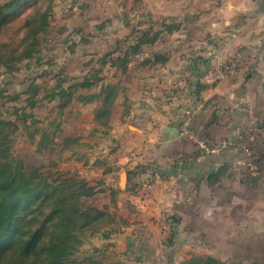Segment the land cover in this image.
<instances>
[{"label": "rangeland", "instance_id": "1", "mask_svg": "<svg viewBox=\"0 0 264 264\" xmlns=\"http://www.w3.org/2000/svg\"><path fill=\"white\" fill-rule=\"evenodd\" d=\"M229 1L31 0L20 10L19 18L2 31L0 40L8 43V48H19L26 19L39 12L47 14L49 24L40 34L34 56L9 65L0 63V119L19 125L11 135L12 152L24 161L28 171L39 167L51 178L78 174L98 190L95 196H81V205L109 207L113 220L101 223L96 233L89 231L75 254L82 264L148 263L152 258L143 240L155 237V229L141 225L143 217L132 193L127 192L128 182L120 184V174L126 170L132 176L141 158L144 162L155 160V150L140 145L144 136L137 132L135 123L141 124V129H147V124L128 113L135 96L155 87V64L146 61L155 53V45L163 55L168 54L165 46L172 38L164 26L170 24L176 30L188 26L209 33L217 22V28L232 30L243 20L237 6ZM262 1L256 0L255 9ZM192 11L193 17L187 18ZM228 17L227 26L222 19ZM244 23L264 31L257 18ZM161 31L163 35L155 44L145 45L132 57L126 71L113 64L112 57L124 55L144 32L152 36ZM229 63L243 79L255 72L241 62L231 59ZM108 84L118 85L120 93L112 116L99 122L96 112L103 97L85 102L81 95H98ZM145 134V140L155 139L152 132ZM166 232L170 242L174 229ZM109 238L114 240L107 242ZM253 241L236 244L238 254L226 253L225 260L209 244L204 246L210 252L193 251L192 255H211L226 264H264V236L253 237ZM190 257L169 262L179 264Z\"/></svg>", "mask_w": 264, "mask_h": 264}, {"label": "crops", "instance_id": "2", "mask_svg": "<svg viewBox=\"0 0 264 264\" xmlns=\"http://www.w3.org/2000/svg\"><path fill=\"white\" fill-rule=\"evenodd\" d=\"M255 2H228L242 14L237 28L223 31L213 22L209 33L188 26L175 30L169 33L167 55L155 45L163 58L155 60V87L135 96L128 113L147 124L141 129L135 123L144 136L140 145L155 150V160L141 158L127 177L141 225L155 229V237L143 240L152 258L136 264H171L193 251L210 252L208 244L225 260L226 253L238 254L236 244L264 236V31L244 23L257 18L264 25V12L255 9ZM222 20L230 24L229 17ZM231 59L255 72L241 78L228 66ZM188 116L208 140L223 143L221 151L200 155L182 136ZM145 132L155 139L145 140ZM251 160L259 165L258 175ZM172 229L173 240L167 242L166 230Z\"/></svg>", "mask_w": 264, "mask_h": 264}, {"label": "trees", "instance_id": "3", "mask_svg": "<svg viewBox=\"0 0 264 264\" xmlns=\"http://www.w3.org/2000/svg\"><path fill=\"white\" fill-rule=\"evenodd\" d=\"M29 1L7 0L0 3V36L19 18L20 10ZM38 14L25 21L21 50L20 47L8 48L10 45L0 40L1 64L9 65L13 61L31 58L37 52L41 43L40 34L49 24L46 13ZM164 28L168 33L176 30L170 24ZM162 35V31L152 36L144 32L124 55L114 57L111 54L113 64L126 71L132 57L145 45L155 44ZM158 59L163 58L154 53L146 62L155 64ZM119 93L118 85L108 84L100 94L81 95V100L93 102L103 97L102 105L96 112V120L101 122L112 116ZM18 128L15 121L0 119V264H82L83 260L75 254L89 231L94 233L101 223L113 220L109 207L81 205V196H95L98 190L95 184L78 174L51 178L39 167L28 171L24 161L12 152L11 135ZM179 264L226 263L211 255H192Z\"/></svg>", "mask_w": 264, "mask_h": 264}, {"label": "built area", "instance_id": "4", "mask_svg": "<svg viewBox=\"0 0 264 264\" xmlns=\"http://www.w3.org/2000/svg\"><path fill=\"white\" fill-rule=\"evenodd\" d=\"M181 134L187 140L193 142L196 145L200 155H210L217 153L221 151L224 146L221 142H211L201 132H199L193 126L192 116H188L183 119ZM247 151L249 152V154L252 153V150L250 148H247ZM249 165L251 168H253V171L256 175L260 173L259 165L256 162L251 160L249 161Z\"/></svg>", "mask_w": 264, "mask_h": 264}, {"label": "water", "instance_id": "5", "mask_svg": "<svg viewBox=\"0 0 264 264\" xmlns=\"http://www.w3.org/2000/svg\"><path fill=\"white\" fill-rule=\"evenodd\" d=\"M257 11H261L264 12V0L262 1V3L260 4V6L258 7ZM251 75L249 74L248 77H250ZM172 131L176 130L175 128L171 129ZM179 132V131H177ZM180 133V132H179ZM127 177H128V173L126 170H123L120 174V184L123 185L125 184V181H127ZM238 264H242V263H238Z\"/></svg>", "mask_w": 264, "mask_h": 264}]
</instances>
